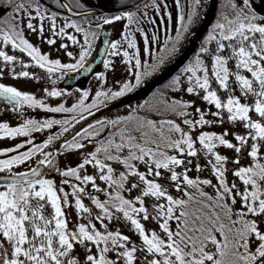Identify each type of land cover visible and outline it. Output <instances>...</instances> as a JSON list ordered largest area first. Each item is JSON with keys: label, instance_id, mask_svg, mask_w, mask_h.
<instances>
[{"label": "snow or ice", "instance_id": "1", "mask_svg": "<svg viewBox=\"0 0 264 264\" xmlns=\"http://www.w3.org/2000/svg\"><path fill=\"white\" fill-rule=\"evenodd\" d=\"M173 2L174 35L165 24L161 42L143 24L157 23L149 8L172 20L166 0H113L111 14L86 0H4L0 101L20 122L0 121V140L22 139L0 147V264H264V0H225L150 100L98 115L182 55L209 3ZM123 21L109 39L104 26ZM101 37L104 71H95ZM70 74H91L94 85L56 86ZM5 77L50 87L38 96Z\"/></svg>", "mask_w": 264, "mask_h": 264}, {"label": "rangeland", "instance_id": "2", "mask_svg": "<svg viewBox=\"0 0 264 264\" xmlns=\"http://www.w3.org/2000/svg\"><path fill=\"white\" fill-rule=\"evenodd\" d=\"M98 1L99 0H86V6L92 7V8H99V2ZM166 2L168 4L169 11L171 12V15H172L171 21H169L167 16L155 15L154 10L149 8L148 9L149 16L152 17L153 19H155L157 21V23L154 25H149L147 23L143 24V27L146 30V35L151 37V35L155 32L159 36L161 42L164 39V26H165V24H170L171 30H170L169 34L174 35V29H175V23H176L175 22L176 11H175L174 2H173V0H166ZM257 2H258V0H257ZM208 3H209V0H208ZM108 4H109V7L114 8L113 0H109ZM161 7H163V6L161 5ZM261 14H264V12H262ZM161 21H163L164 23H161ZM123 23H126V21L115 22L114 25L104 26V28H107V27L111 28V30H112L111 39H119V33L123 31V28H122ZM136 36H137L138 48L141 50V53H142L143 52V39H144V37L141 36L139 33H137ZM29 38L34 43L37 42V38L35 35H32ZM78 38H80V37H78ZM68 44H69V47L71 48L70 42H68ZM98 45H99V40H97V42H96V46H98ZM41 47L43 48L44 51H48V46L46 44L41 45ZM53 55H55L54 51H53ZM93 56H94V52H93ZM17 70H20L19 66H17ZM29 70L30 71H37V69H34V68L29 69ZM95 71H104L103 65L101 64L99 67H97L95 69ZM122 75H123V66L118 65V71L115 74L109 73V82L111 83V81L114 78H119ZM155 80L156 79H154L153 81H155ZM61 81H58L57 85H56L59 88H63V87H61ZM153 81L144 85L142 88L137 89L133 93H130L125 98L121 99L120 101L116 102L115 104L113 103L112 105H110V107L108 109L103 110L98 115L114 116L117 113H121V114L126 113L127 107L129 105H136L139 102L141 95H143L149 89V87L151 86V83ZM2 82L5 84H9V85H15L16 87H18L21 90H27L29 92H34L38 96L40 95V91L43 87H50V83H47L45 81L36 82V81H31V80H25L24 78L13 79L11 77H5V78H3ZM91 85H94L92 75H90L89 78H87L86 80L80 81L71 89H74L77 87L88 88ZM65 89H70V88H65ZM221 93H223V92H221ZM237 95H239V93H237ZM46 102H49L52 106H55L57 103H60V102H66L68 105H70L72 102H74V100L63 101V100H61V98H49ZM34 112H36V113H34ZM34 112L32 111V109H26V115L37 118V119H41L42 113H39L35 110H34ZM0 121H7L10 123V125H16L17 123L20 122L19 118L16 116V114H13L10 110L5 111L4 109H2V110L0 109ZM224 127H228V125L225 124ZM221 129H223V128H221ZM37 135L40 136L42 134H37ZM21 139L22 138H17L16 140H9V139L0 140V147L12 146L13 144L19 142ZM74 155L75 154H73L72 156L69 157V160L72 162L73 165H75L76 163L79 162V156L77 155V157L74 158ZM65 163H67V161H65ZM89 171H91L90 168H89ZM68 212L70 214V218L74 220L75 219L74 210L70 208V209H68ZM121 230L124 231L125 233H129V229L127 227H124L123 225H121ZM133 238L135 239V237H133Z\"/></svg>", "mask_w": 264, "mask_h": 264}, {"label": "trees", "instance_id": "3", "mask_svg": "<svg viewBox=\"0 0 264 264\" xmlns=\"http://www.w3.org/2000/svg\"><path fill=\"white\" fill-rule=\"evenodd\" d=\"M150 2H151V0H139L138 3L142 4V3H150ZM158 2H159V0H158ZM224 3H225V0H216L215 9H214V11L210 17H209L210 10L208 9L209 7L204 8L202 10V20L198 25H196V27L194 29L195 35L190 36L189 39L184 42L182 55L179 57L178 60L174 61L171 65H169L167 70L164 73H160V74H157L153 78H149L148 83L153 81L154 79H156L157 81L155 80L151 83V86L149 87V89L143 95H141V98H140L138 103H143L145 100H150L152 98V93L157 91L158 89H162L164 87V85L167 83V81L170 79L171 75H174L176 73V71H178L179 67H181L184 62H187L188 59L193 57L194 53L196 52V50L198 49V47L200 45V41L202 40L203 35L206 34L208 28L211 26V24L216 19L217 11L220 9V6ZM112 12L113 11L111 10V11L104 12V13L111 14ZM6 16H7V14L4 17H2L0 19V21H2ZM195 36H196V39H195ZM194 39H195L194 45L190 49L189 46L192 44ZM188 49H190V50H188ZM127 95H129V94H127ZM220 95L222 97H226L225 93H220ZM32 111L34 112V110H32ZM35 111L42 113L41 119L45 118L47 116H52L54 118H61L63 115V114L45 113V112H43V110H39V109H36ZM34 113H36V112H34ZM207 130L221 132L223 129H221L220 127H215V128H210ZM220 151L224 154L229 155V156L232 155V153L230 151H227L225 149H220ZM149 227H151V225H149Z\"/></svg>", "mask_w": 264, "mask_h": 264}, {"label": "water", "instance_id": "4", "mask_svg": "<svg viewBox=\"0 0 264 264\" xmlns=\"http://www.w3.org/2000/svg\"><path fill=\"white\" fill-rule=\"evenodd\" d=\"M215 1L216 0H212V3H211V10H210V13H209V17L212 15L213 11H214V7H215ZM11 8H8L6 4H4V0H1L0 1V17H2L7 11H9ZM93 10V9H91ZM93 11H96V10H93ZM67 14V13H65ZM75 18V17H74ZM106 31L109 36H110V31L109 30H104ZM102 40H103V37H101V45L98 49V52H97V56L96 58L91 62L92 63V66L93 68L100 64L101 61H102V52L100 51V49H102L104 47L103 43H102ZM89 74H76L72 77L71 81H65L63 84L66 85V84H70V85H73L78 79H80L81 77H87ZM1 103H5L3 101H0Z\"/></svg>", "mask_w": 264, "mask_h": 264}, {"label": "flooded vegetation", "instance_id": "5", "mask_svg": "<svg viewBox=\"0 0 264 264\" xmlns=\"http://www.w3.org/2000/svg\"><path fill=\"white\" fill-rule=\"evenodd\" d=\"M100 11V10H99ZM95 50H96V48L94 49V53H95ZM91 58H93V57H91ZM96 68H94V70H95ZM73 75H75V74H70V76H69V79H68V81H70V78L73 76ZM84 78H82V79H80L77 83H79L80 81H82ZM71 89V88H70ZM8 108L10 109V107L8 106ZM0 109L2 110V109H4L5 110V105L4 104H0ZM77 157V155H74V158H76Z\"/></svg>", "mask_w": 264, "mask_h": 264}, {"label": "bare ground", "instance_id": "6", "mask_svg": "<svg viewBox=\"0 0 264 264\" xmlns=\"http://www.w3.org/2000/svg\"><path fill=\"white\" fill-rule=\"evenodd\" d=\"M1 1V0H0Z\"/></svg>", "mask_w": 264, "mask_h": 264}]
</instances>
